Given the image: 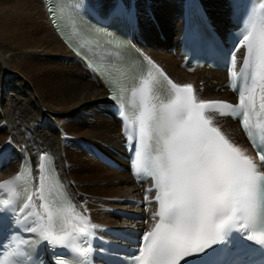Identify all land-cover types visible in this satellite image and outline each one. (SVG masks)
I'll use <instances>...</instances> for the list:
<instances>
[{"label": "snow or ice", "instance_id": "snow-or-ice-1", "mask_svg": "<svg viewBox=\"0 0 264 264\" xmlns=\"http://www.w3.org/2000/svg\"><path fill=\"white\" fill-rule=\"evenodd\" d=\"M84 14L83 11L80 13L81 16ZM132 15L123 6L116 5L109 19H131ZM244 32L242 29V38L230 54V79L235 88L237 53L246 47L240 75L250 73L251 83L239 90L236 105L226 101L198 102L193 85L174 83L152 64L171 91L166 103L149 107L147 97L151 89L145 81V87L140 89L145 103L135 118L138 128L135 134L128 132L127 124L124 128L127 145L134 153L131 161L134 174L143 173L153 179L149 194L155 190L154 200L149 195L145 200L149 204H158V209L152 213L155 223L143 233L132 264H197L210 255L218 257L214 264H225L220 257L227 253V248L214 246L227 245L233 231L246 232L250 228L259 231H253L247 238L264 245V185L259 184L264 177L259 176L257 165L226 137L221 128L212 126L214 114L242 113L241 127L256 148L261 165H264V122H261L264 120V30L258 36L255 29ZM191 39L194 43L200 39L198 29H192ZM157 91L164 95L162 89ZM120 115L128 119L123 111ZM253 116L257 117L255 124L252 123ZM40 160L37 192L44 200L45 156L41 155ZM15 179L19 180L20 176ZM13 182L4 181L0 187ZM27 200L31 201L32 196L28 195ZM10 203L3 200L5 207H0V213L12 214L16 218L14 222L19 224L18 216L29 204L25 203L17 210L7 207ZM40 207L47 212V223L38 212H32L30 215L37 218L36 227L25 225L24 230L38 233L39 240L52 247L61 264H81L76 255L65 257L55 249L62 247L69 253L83 254L88 249L73 246L70 242L84 236L94 226L73 208L81 226L73 227L71 232L61 227L58 232L54 220L67 225L68 210L62 207L49 211L45 204ZM37 260L38 257H33L29 264H36ZM39 264L46 262L39 261Z\"/></svg>", "mask_w": 264, "mask_h": 264}, {"label": "bare ground", "instance_id": "bare-ground-1", "mask_svg": "<svg viewBox=\"0 0 264 264\" xmlns=\"http://www.w3.org/2000/svg\"><path fill=\"white\" fill-rule=\"evenodd\" d=\"M98 1L99 11L104 14L115 2ZM198 1L215 26L224 28L225 2ZM136 2L145 36L157 45L152 51L157 62L181 85L199 88L202 82L199 99L223 97L212 92L215 84L223 79L218 72L200 71L188 75L178 68L171 54L158 51L160 45H172L176 28L172 21L180 4L176 0ZM148 13L157 20L166 42L157 40L152 27L146 34ZM206 93H209L207 97ZM106 95L99 81L83 70L58 38L46 17L43 0H0V148L6 143L15 145L8 157L5 175L0 178L17 171L19 163L15 161V154L21 147L26 146L31 152L39 148L48 150L54 155L60 176L72 197L87 206L99 234L107 228L123 227L125 223L116 217V212L124 207L126 200L138 196L137 188L126 173L109 170L84 154L83 147L87 150L98 148L92 143H100L98 149L102 151L120 146L119 125L107 116L110 104ZM216 124L230 141L243 148L236 125L223 120ZM71 126L74 128L70 130ZM64 128L71 132H65L66 144L59 136L60 130L66 131ZM78 147L83 153L79 160L72 151ZM78 192L84 199L79 198Z\"/></svg>", "mask_w": 264, "mask_h": 264}, {"label": "rangeland", "instance_id": "rangeland-1", "mask_svg": "<svg viewBox=\"0 0 264 264\" xmlns=\"http://www.w3.org/2000/svg\"><path fill=\"white\" fill-rule=\"evenodd\" d=\"M94 3L96 2V3H98L99 1L98 0H92ZM87 127V126H86ZM70 128V130L71 129H73L74 128V126H71V127H69ZM68 128V129H69ZM65 129V128H64ZM68 129H65L66 131L65 132H68V134H69V130ZM71 133V132H70ZM67 141V140H66ZM66 141H64L63 139H62V143L63 144H66ZM93 145H95L96 147H101V144L100 143H92ZM72 151H74V156L76 157V159H80V158H82L81 157V155L80 154H83L81 151H80V148L78 147V148H76V149H74V148H72ZM78 153V154H77ZM74 184L73 183H71V187L73 186ZM81 190V189H80ZM78 196H79V198H81V197H83L82 195H81V192H78ZM83 199H84V197H83ZM85 200H87V199H85Z\"/></svg>", "mask_w": 264, "mask_h": 264}]
</instances>
